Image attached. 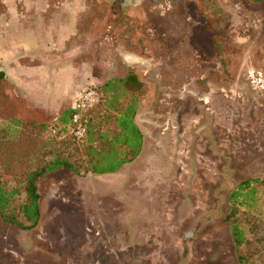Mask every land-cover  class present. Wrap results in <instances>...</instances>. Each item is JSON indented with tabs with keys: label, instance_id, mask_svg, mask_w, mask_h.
<instances>
[{
	"label": "rangeland",
	"instance_id": "374dc122",
	"mask_svg": "<svg viewBox=\"0 0 264 264\" xmlns=\"http://www.w3.org/2000/svg\"><path fill=\"white\" fill-rule=\"evenodd\" d=\"M84 3L93 27L108 28L71 43L79 53L70 62L84 54L93 75L68 104L88 86L135 74L143 147L119 173H45L37 226L0 219V264H239L226 217L238 184L264 177V1ZM6 107L2 100L0 179L18 184L49 159L57 116L22 100ZM94 121L113 129L101 107Z\"/></svg>",
	"mask_w": 264,
	"mask_h": 264
},
{
	"label": "trees",
	"instance_id": "16d2710c",
	"mask_svg": "<svg viewBox=\"0 0 264 264\" xmlns=\"http://www.w3.org/2000/svg\"><path fill=\"white\" fill-rule=\"evenodd\" d=\"M250 1L258 4L264 0ZM2 78L3 75L0 74V79ZM97 89L102 96V102L84 112L86 131L81 140L71 136L69 139L57 141L59 135L69 132L73 113L69 107L53 120L52 130H55V134L48 138L52 145L49 159L22 174L23 178L18 184L0 179L2 221L18 225L22 230H31L37 226L40 218L38 181L45 173L65 168L75 174H80L82 170L95 175L110 174L139 156L143 147V136L134 118L142 83L135 74L128 73ZM6 94L7 92H0V102ZM4 102L6 105V101ZM99 107L113 118L112 130L104 131L96 126L94 115ZM11 120V126L21 123L17 118ZM38 125L41 129L49 128L44 123ZM79 150L83 157L76 159L75 155ZM83 158L84 166H78L77 163ZM230 201L232 205L226 219L230 221L231 239L238 263L264 264V219L260 217L261 205L264 203V177L240 182L231 193Z\"/></svg>",
	"mask_w": 264,
	"mask_h": 264
},
{
	"label": "crops",
	"instance_id": "0c3cea01",
	"mask_svg": "<svg viewBox=\"0 0 264 264\" xmlns=\"http://www.w3.org/2000/svg\"><path fill=\"white\" fill-rule=\"evenodd\" d=\"M4 2L0 6V85L7 86L3 100L7 104L22 100L48 116L58 117L71 106L67 98L93 75L84 54L78 57L81 63H71L79 53L71 51L75 46L71 43L80 37L91 41L92 30L102 32L108 25L93 27L88 17L93 8L84 0ZM82 29L91 33L80 32Z\"/></svg>",
	"mask_w": 264,
	"mask_h": 264
},
{
	"label": "built area",
	"instance_id": "2783aa9c",
	"mask_svg": "<svg viewBox=\"0 0 264 264\" xmlns=\"http://www.w3.org/2000/svg\"><path fill=\"white\" fill-rule=\"evenodd\" d=\"M101 102L102 96L94 86H88L77 94L70 106L73 111L68 129L70 136H73L76 140H81L84 137L86 127L83 114ZM52 133L55 134V130H52Z\"/></svg>",
	"mask_w": 264,
	"mask_h": 264
},
{
	"label": "flooded vegetation",
	"instance_id": "af4514ba",
	"mask_svg": "<svg viewBox=\"0 0 264 264\" xmlns=\"http://www.w3.org/2000/svg\"><path fill=\"white\" fill-rule=\"evenodd\" d=\"M122 2H124V0H122ZM124 5H122L121 7H123ZM222 64V67H223V70H224V72H225V65H224V63H221ZM226 73V72H225ZM120 171L119 170H117L116 172H114V173H111V174H115V173H119Z\"/></svg>",
	"mask_w": 264,
	"mask_h": 264
}]
</instances>
